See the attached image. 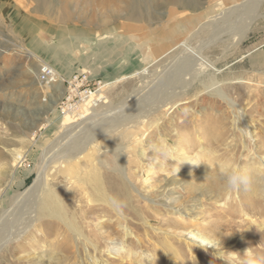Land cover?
Returning <instances> with one entry per match:
<instances>
[{
	"label": "rangeland",
	"instance_id": "rangeland-1",
	"mask_svg": "<svg viewBox=\"0 0 264 264\" xmlns=\"http://www.w3.org/2000/svg\"><path fill=\"white\" fill-rule=\"evenodd\" d=\"M39 1L42 8L37 0H0V237L4 215L35 183L44 149H59L83 130L57 143L69 111L58 107L65 85L58 78L61 86L43 92L41 65L62 78L86 71L100 79L96 101L88 100L86 109L105 129L87 128L77 157L47 165V185L74 230L49 216L34 214L27 229L18 221L0 248V264H153L154 257L164 264H245L247 249L264 264L263 238L251 229L259 222L264 228V197L258 199L252 176L264 157V0H250L246 9L235 7L244 0ZM225 12L232 26L216 35L198 29ZM184 45L203 47L226 99L172 78L169 64L187 53ZM151 88L140 118L115 126L106 121L138 101L137 89ZM165 148L172 149L170 158L161 154ZM17 153L23 159L15 164ZM232 166L251 176L246 189L229 190L220 170ZM87 171H100L117 212L80 180L91 178ZM115 184L120 200L109 189ZM194 231L220 246L191 242ZM239 236L247 241L236 243Z\"/></svg>",
	"mask_w": 264,
	"mask_h": 264
},
{
	"label": "bare ground",
	"instance_id": "bare-ground-1",
	"mask_svg": "<svg viewBox=\"0 0 264 264\" xmlns=\"http://www.w3.org/2000/svg\"><path fill=\"white\" fill-rule=\"evenodd\" d=\"M1 1H3V3L5 1L6 3L8 2L10 4V2H9L10 0H1ZM37 1H38L37 8H42V4L40 3V1L39 0H37ZM249 1L250 0H244L243 2L237 4L235 7L243 6L246 9ZM136 3H140V1L139 0H134L133 4L135 5ZM139 6H141V3L139 4ZM232 10H234V7L230 8L228 10V12H230ZM244 14H245V12H244ZM225 17H226V12L219 19H217L215 17L210 18V19L206 20L205 22L201 23L198 26V29L200 30V29L209 28V29L213 30V34L216 35L225 26H227V27L232 26V23L231 22H227V18H225ZM229 19H230V17H229ZM193 22H195V20ZM243 23H246V19L242 20V24ZM223 25H225V26L222 27ZM244 30H245V28L243 29V31ZM209 38H210V36H209ZM186 46L184 48H186ZM204 46H205V44H204ZM202 48L200 49L198 46H196L195 48H189L188 47L186 49L187 53L185 55L181 54V58L179 56V59L177 58L178 60L175 59V60L171 61V63L169 64V67L172 70V73H173L172 75H174V76H172V78H174L175 80H178V81L184 80V81H182V83L184 82L185 86L195 82V83H197L199 85L204 86L205 89H209L210 93L218 95V96H221L222 99H226V97L224 96V94L220 90V87H219L220 86V82L216 79L217 78L216 73L218 72V69L213 64L209 63L203 57V55L201 54ZM182 53H185V52H182ZM139 73H141V72H139ZM143 73H144V71H143ZM169 74H168V76H169ZM164 76H165V74H164ZM167 78H169V77H167ZM42 83H44V84H42L41 87L43 89V92H45L46 94L48 92H50L51 88H55L57 85H60V83H58V79H54V80H51V81L50 80H46V81H42ZM157 85H159V83ZM157 85H155V86H157ZM164 85L166 86V83ZM48 87H50V89ZM147 90L148 91H141V90L137 89L136 93H138L139 96H140V97L138 96L139 97L138 101L135 100L134 103L130 102L131 105H128V107L126 106V108H128V109H124L126 112L121 114L120 116L118 114L119 117H115V115L112 114L115 118L114 119H109V117H108V119H106V121H108L109 123L112 122V126H115V124H119V125L123 124L124 121H128L129 122V121L134 120L135 118L137 119L140 116V113L137 115V112H141V110H143V112H141L142 115H143L144 112L147 111V110L144 111V109H146V108H143V107L147 106L148 102H150V100L152 99L151 98L152 95H148L151 92L149 90H152V88L151 89H147ZM153 95H154V93H153ZM156 95H158V93ZM158 97L160 98V96H158ZM88 100L96 101V98L94 97V94H91L88 98H85V100H83V102L79 105L78 108L70 109L65 114V118L63 119V124L64 125H62V130H61L63 136L60 139L57 140V143L60 144V142L64 141L65 138H67V136L70 135L71 133L73 134V133L78 132L79 130L83 129L81 134L76 137L77 134L75 133L76 135L74 134L73 136L68 138V140H66L64 143H62V145H60V146L56 145L57 147H60L59 149L56 148V149L52 150L51 148L54 147V146H50L47 149V151L44 149V155L42 156V158H43L42 159V163H40L41 164V168H40V170H39V172H38V174L36 176L35 183L33 184L32 187L26 189L24 193L23 192H22V194L20 193L21 195H19L17 197V199L15 200L12 208L10 210H8V212L4 215L5 217H7V219H6L7 220V230H6L5 234L0 237V248L2 246H4V244L7 241L10 240V237L8 236L9 232L16 226L17 222L20 221L21 223L20 222L19 223L23 224L22 222L25 221V224L23 226H24V229H27L28 227H30L32 225V222H34V221L31 220L34 217V214L35 215H40V216L42 215V216H49V217H52V218H57L66 227L67 230H69V231L74 230V228L72 227V225L68 221V217H67L66 211L63 210L62 202L57 198V196H55L54 191L47 185V182H46V169H47V165L48 164L57 163L62 158H70L71 159V158L77 157L78 155H74V154H78L79 153L80 147H82V145H81L82 144V142H81L82 138H84V136H86V138H87V136H88V133L86 131L87 128L91 127L93 133H96V132L97 133L98 132L101 133L102 130L105 129V127L101 125V121L99 120V118H97L98 115H95V113H94L95 111L92 110V111L89 112L88 111L89 109H86L87 108L86 105H87ZM92 105H93V102H92ZM234 106H236V105H234ZM82 112H85V113L83 114ZM89 115H92V116H90V117H88L86 119L85 117L89 116ZM80 118H82V119L80 120V122L77 123V121H79L78 119H80ZM94 118H96V119H94ZM94 120H95V122H94ZM75 123H77V124H75ZM105 124H106V122H105ZM67 125H69V126H67ZM90 125H92V126H90ZM247 125H248V123H247ZM253 131H254V129L250 128V129H247L246 133L251 134ZM90 134H91V131H90ZM102 134H103V132H102ZM90 137H89L88 140H90ZM83 144H84V140H83ZM21 158H22V154L21 153H17V155L14 158L15 164H17L18 160L20 161ZM96 162H99V161H96ZM260 164L264 165V157H263V160H261ZM100 165H102V164H100ZM259 165L255 166V168H253V169H255V172L258 175H255L254 173H252V176H253L254 180L259 183V188L257 189L258 192L256 193V195H258V197H259L258 199H260L261 196L264 197V178L260 177L261 168H260ZM78 170H81V169H78ZM87 172H88L89 176L91 174V178H89V177L80 178V180L83 181V182L89 181L90 184L89 183L88 184L91 186L93 195L96 197V199H98V201H100L102 203L101 205L105 204V205L109 206L112 210L117 212V208H115L112 205L111 199L106 195V191L107 190L105 188H107V186L105 185V182L103 181V178H102L103 176L100 174V171L99 172L87 171ZM82 173H84V172H82ZM263 174H264V172H263ZM84 177H85V175H84ZM118 187H119L118 184L109 185V189L112 190L110 192L113 193L115 199H117V200L119 199L120 200L122 198V194H121L122 190L119 189ZM262 209H263L262 207H259L258 210L260 211V213H261ZM155 218H157V217H155ZM118 220L121 221L122 217H118ZM262 224H263V222H259V223H257V227H254V228H251V229L254 230V234H256L257 236L263 238L262 240H263V243H264V228H262ZM124 230L126 231V233H128L127 232V228H125ZM25 231H27V230H25ZM18 233H19V231H18ZM23 233L24 232H22V234ZM76 233L78 235H80V233H78V232H76ZM205 235L206 234L203 233V232L194 231V232H192L193 239H191V242H195L198 245L199 244H203L205 246L208 245L209 247H212L213 249L216 248V247L218 248L219 245H218L217 241H215L213 239H210V238L206 237ZM246 239L247 238L244 237V236H239L237 241H236V243L246 242L247 241ZM139 243L141 244L142 242L140 241ZM168 246L170 248V251L173 254L178 255L179 251L176 250L175 247H173L170 243H168ZM180 252H183V251H180ZM244 256L245 255H243L242 257H244ZM29 258H31V257H29ZM37 258L41 259V255H38ZM47 259H50V258H47ZM122 261H123V258L121 257L120 262H122ZM152 261H153V264H164L163 259H158L157 257H154ZM130 263L136 264V263H139V262H137V260H136V261H130ZM139 264H141V263H139ZM183 264H188V262H183Z\"/></svg>",
	"mask_w": 264,
	"mask_h": 264
},
{
	"label": "built area",
	"instance_id": "built-area-1",
	"mask_svg": "<svg viewBox=\"0 0 264 264\" xmlns=\"http://www.w3.org/2000/svg\"><path fill=\"white\" fill-rule=\"evenodd\" d=\"M58 78L62 79L61 83L65 85L66 91L58 105L61 112L78 108L85 98L100 90L103 84L100 79H92L93 81H91L90 75L86 71L74 72L68 77L62 78L49 65H41L40 81H51Z\"/></svg>",
	"mask_w": 264,
	"mask_h": 264
},
{
	"label": "clouds",
	"instance_id": "clouds-1",
	"mask_svg": "<svg viewBox=\"0 0 264 264\" xmlns=\"http://www.w3.org/2000/svg\"><path fill=\"white\" fill-rule=\"evenodd\" d=\"M161 154L167 159L173 155V151L171 148H165L161 152ZM187 162H190L193 165L201 164V163H193L191 161H187ZM178 171H179V168L177 167L176 173ZM220 171H221V174L227 176V183L230 186L229 190L239 191L241 188L246 189L252 182V178L248 174L247 170H242L238 166L224 167ZM217 243L220 246L219 241ZM117 250L121 252L124 251L123 248H119ZM244 253L247 257V259L245 260V264H257L256 257L248 249Z\"/></svg>",
	"mask_w": 264,
	"mask_h": 264
},
{
	"label": "crops",
	"instance_id": "crops-1",
	"mask_svg": "<svg viewBox=\"0 0 264 264\" xmlns=\"http://www.w3.org/2000/svg\"><path fill=\"white\" fill-rule=\"evenodd\" d=\"M91 79H96V78H92V77H91Z\"/></svg>",
	"mask_w": 264,
	"mask_h": 264
}]
</instances>
